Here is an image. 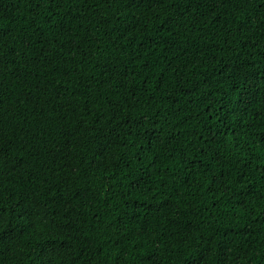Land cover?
Masks as SVG:
<instances>
[{
	"label": "trees",
	"instance_id": "obj_1",
	"mask_svg": "<svg viewBox=\"0 0 264 264\" xmlns=\"http://www.w3.org/2000/svg\"><path fill=\"white\" fill-rule=\"evenodd\" d=\"M0 264H264V0H0Z\"/></svg>",
	"mask_w": 264,
	"mask_h": 264
}]
</instances>
